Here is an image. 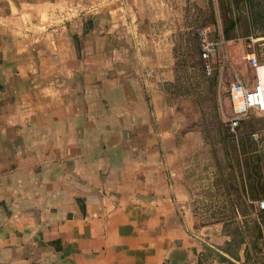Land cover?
Returning a JSON list of instances; mask_svg holds the SVG:
<instances>
[{
    "label": "crops",
    "instance_id": "obj_1",
    "mask_svg": "<svg viewBox=\"0 0 264 264\" xmlns=\"http://www.w3.org/2000/svg\"><path fill=\"white\" fill-rule=\"evenodd\" d=\"M153 16L146 0H0V264H199L215 249L179 180L204 142L178 134Z\"/></svg>",
    "mask_w": 264,
    "mask_h": 264
},
{
    "label": "rangeland",
    "instance_id": "obj_2",
    "mask_svg": "<svg viewBox=\"0 0 264 264\" xmlns=\"http://www.w3.org/2000/svg\"><path fill=\"white\" fill-rule=\"evenodd\" d=\"M146 4L151 15H155L153 34L160 37L163 42L173 45L175 61L173 83L175 75L180 77V82L179 86H174L175 82L167 91L164 85L163 90L167 94L168 107L173 106L174 115H178L182 125L178 134L195 132L203 138L204 146H200L193 155L184 159L181 156L177 158V164L181 166L179 180L184 186L195 228L204 229L205 242L217 249L229 240V237L224 235L223 223H226V229L233 230V170L224 165V154L219 144L222 137L219 131L229 129L227 119L232 115L228 89L234 73L242 77L249 88L256 87L258 82L256 69L243 60V56L248 52H254L258 66H263L264 37H259L255 31L246 28L247 25L245 26L242 20L236 36L226 41L227 63L224 76L221 79V65H215L212 75L215 76V87L209 92L207 83L202 81L201 72L197 70L196 63L199 58L196 55L194 57L188 50L187 38L191 32L196 34L199 28H209L212 36L223 38V22L217 0H146ZM211 6L215 15L214 24L210 16ZM199 82L198 94L193 89ZM178 87L180 88L177 89ZM184 89L190 94L181 95ZM249 119L254 121V128L261 135L259 137L264 138L263 112L253 109L241 121ZM260 146L264 148V139ZM189 147L193 148L192 142ZM252 207L247 208L249 215L246 218L261 221L262 216L261 212H258L260 208L257 202H253ZM242 219L243 217L237 218L238 221ZM241 231L246 235L251 260L245 262L242 246L237 264H264V245L258 242L261 251L255 253L251 246L252 239L248 236L251 231L248 232L247 229ZM261 235L264 236V228H261ZM262 239L264 241L263 237ZM205 264L221 263L212 258V262L206 260Z\"/></svg>",
    "mask_w": 264,
    "mask_h": 264
},
{
    "label": "trees",
    "instance_id": "obj_3",
    "mask_svg": "<svg viewBox=\"0 0 264 264\" xmlns=\"http://www.w3.org/2000/svg\"><path fill=\"white\" fill-rule=\"evenodd\" d=\"M217 4L222 16V35L225 41L236 36L242 20L244 25H247L246 28L255 31L259 37H264V0H217ZM210 16L214 24L215 15L212 6ZM188 35V50L194 57L196 55L199 58L198 39L192 32ZM187 55L190 56L189 53ZM196 66L197 70L201 72L202 81L207 83L209 92H212L215 87V76L205 78L200 59ZM175 77L174 86H179L180 77L178 75ZM174 83L165 84V91ZM195 85L193 90L199 94L200 82ZM181 92V95L190 94L187 89ZM253 123L252 119L240 121L236 129L237 135L230 133L229 129L219 131V134L222 135L219 144L224 154V165L233 170V230L226 229L227 225L223 223L225 226L224 235L229 237V241L222 243L217 249L205 247L203 263L199 262V264H205L206 260L212 262V258L221 264H237L240 260L242 246H244V260L248 263L251 260L250 248H248L246 235L241 229L251 231L248 236L252 239L251 246L255 253L261 251L258 242L264 245L262 239L264 236L261 235V228H264V210L258 211L261 212V221L251 217L246 218L249 215L247 208H253V202L258 203L264 200V148L260 146L264 138L259 137L261 135L258 134ZM238 217H243V219L238 221Z\"/></svg>",
    "mask_w": 264,
    "mask_h": 264
},
{
    "label": "built area",
    "instance_id": "obj_4",
    "mask_svg": "<svg viewBox=\"0 0 264 264\" xmlns=\"http://www.w3.org/2000/svg\"><path fill=\"white\" fill-rule=\"evenodd\" d=\"M196 38L199 45V59L202 62V70L206 77L213 75L215 65H221V79L224 76L227 63V42L222 37L211 35L209 28H199L196 31ZM252 40V39H251ZM243 60L258 69V62L254 52H248ZM233 74V73H232ZM264 89L259 82L253 89L249 88L245 80L233 74V80L229 85L228 98L230 100L232 115L227 119L229 131L235 133L241 120H243L253 109L264 112L263 98ZM260 210H264V200L257 203Z\"/></svg>",
    "mask_w": 264,
    "mask_h": 264
},
{
    "label": "bare ground",
    "instance_id": "obj_5",
    "mask_svg": "<svg viewBox=\"0 0 264 264\" xmlns=\"http://www.w3.org/2000/svg\"><path fill=\"white\" fill-rule=\"evenodd\" d=\"M256 74H257V81L260 83V85H262L264 89V65L258 66V69L256 70ZM262 98H263V105H264V94L263 93H262Z\"/></svg>",
    "mask_w": 264,
    "mask_h": 264
}]
</instances>
